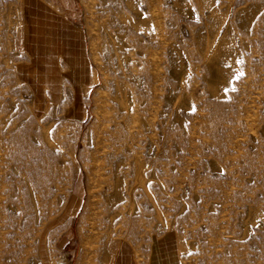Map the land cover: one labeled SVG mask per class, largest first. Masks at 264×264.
I'll return each instance as SVG.
<instances>
[{"label":"rangeland","instance_id":"1","mask_svg":"<svg viewBox=\"0 0 264 264\" xmlns=\"http://www.w3.org/2000/svg\"><path fill=\"white\" fill-rule=\"evenodd\" d=\"M26 1L0 0V264H61L67 253L111 264L122 239L167 231L185 264H264V0H79L99 77L80 121L52 116L33 91ZM113 42L129 93L114 187L89 172ZM32 129L49 160L63 152L39 207L8 156ZM16 182L27 216L11 201Z\"/></svg>","mask_w":264,"mask_h":264},{"label":"crops","instance_id":"2","mask_svg":"<svg viewBox=\"0 0 264 264\" xmlns=\"http://www.w3.org/2000/svg\"><path fill=\"white\" fill-rule=\"evenodd\" d=\"M24 19L23 44L31 58L32 87L39 104L50 108L52 116L82 120L94 86L95 68L80 17V1L27 0ZM79 258L72 263L67 253L61 264H81ZM111 264H185V261L176 233L167 231L122 239Z\"/></svg>","mask_w":264,"mask_h":264},{"label":"bare ground","instance_id":"3","mask_svg":"<svg viewBox=\"0 0 264 264\" xmlns=\"http://www.w3.org/2000/svg\"><path fill=\"white\" fill-rule=\"evenodd\" d=\"M120 50L121 49L119 47H117V45L114 42L112 43V47L109 48V51H110L109 56H110V61H111L110 67L113 70V74H110V76H111L110 81H106L103 78L102 83H101V85H106L109 88V98L106 97L103 105L97 104V107H96V127H95V129L97 131V138H96L95 143L93 145V160H94L95 164L91 168V171H89L91 182H93L96 179V180H99L101 183H105L106 185H112V186L117 185L116 182L112 178V168H113L112 166H113L116 154L118 152V146L115 142V139H116V136L118 135V132L120 130L119 123H120V118H122V116H123L122 110L127 109L129 107V93H128V88L126 86V81L123 78L120 79V77H119V74H120V75H123L124 78L125 77L127 78V74H128L127 66H126L125 61H123V59H122V55L120 53ZM19 75H21L20 72H19ZM93 83L99 84L98 73L95 70H94V76H93ZM93 83L91 85H93ZM40 129H41V127H40ZM35 130L36 129L30 130L31 134H32L31 136H26L25 134L22 133L23 131L21 130L22 134H19L17 137V140H15L11 144V147H10L11 148V154H9L8 156H9V161L14 166V170L16 172V175L25 180L24 182H25V184H27V187L31 193V201L33 202V204H36L39 207L40 206L39 202L41 201V195H40V193H38V190L44 187V184L46 182H48L47 179L49 180V177L52 175V173H54L56 170L60 171L63 168L59 164V162L57 161L58 157H60V155L63 154V152H61L58 156H56V158H54V155H53L54 161L49 160V158H51V157L48 156L47 148H45V144H44L45 140H43V138L42 139L39 138L38 135H39L40 130H38L39 132L37 130L36 131ZM43 131H44L43 136H45V138H47V131L48 130L44 128ZM48 132H50V131H48ZM52 132H53V130L51 131V133ZM49 136H50V134H49ZM55 136H57V135H55ZM54 147H56V146H54ZM54 149L55 148H53V150ZM49 152H51V151H49ZM53 153L56 155L58 154V152H56V150H54ZM8 156H6V158ZM76 159L77 158H76L75 152H71L70 161H72V163L75 164V162H77ZM60 160L62 161L61 157H60ZM139 165L140 164H138V166ZM60 166H61V169H59ZM62 174H61V176H62ZM137 177H138V175L136 176V178ZM50 182H52V181H50ZM98 183L99 182H97V184ZM16 184H17V190H14V191L11 190L10 197L13 198V199H11V201L14 202V204H18V206L20 205L21 206V208H20L21 212L20 213L22 215L27 216L26 211L28 210V208L30 206V204H29L30 202L26 198L27 197V194H26L27 188L25 185H22L23 184L22 182L21 183L16 182ZM112 186H110L109 189L114 187V186L113 187ZM59 187L60 186H58L57 188L59 189ZM105 187H107V186H105ZM109 189H108V191H109ZM12 194H15V196ZM44 194H45V192H44ZM102 194L100 193V195H102ZM116 197H117V195H116ZM97 200L98 199H96V197L94 195L91 196L89 203L87 202L88 203L87 208L89 211H87L86 215L90 214L89 212H90V210L92 211V208H93L92 205ZM109 206L111 207V205H109ZM24 229L26 232L28 231L27 226H25Z\"/></svg>","mask_w":264,"mask_h":264}]
</instances>
